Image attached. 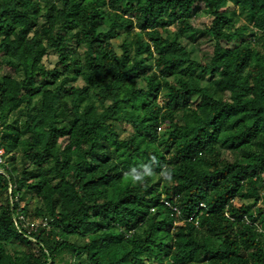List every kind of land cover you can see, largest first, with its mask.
I'll return each instance as SVG.
<instances>
[{"label":"trees","instance_id":"trees-1","mask_svg":"<svg viewBox=\"0 0 264 264\" xmlns=\"http://www.w3.org/2000/svg\"><path fill=\"white\" fill-rule=\"evenodd\" d=\"M0 146V264H264V0H0Z\"/></svg>","mask_w":264,"mask_h":264},{"label":"rangeland","instance_id":"rangeland-1","mask_svg":"<svg viewBox=\"0 0 264 264\" xmlns=\"http://www.w3.org/2000/svg\"><path fill=\"white\" fill-rule=\"evenodd\" d=\"M235 7L232 6L231 4H226L224 8H222V11L226 12L227 14H229L228 10H232ZM231 15V14H229ZM192 23L197 26V27H202L204 24L207 23V18L205 15H200L198 17L192 18ZM184 41L187 43V45L189 46V48L192 50V54L197 57V59L199 60H209L210 56H211V47L209 45V43L204 40V39H198L196 36L190 35V36H185ZM49 60V61H48ZM48 60L46 61V59L44 60V64L48 67H53L54 61H55V55L49 56ZM76 71V70H75ZM81 81H78V83H80ZM91 109V104L86 102L82 105L81 107V111L83 112L84 115H87L88 112ZM23 111V109L21 108L19 110ZM66 146V142L63 140H60L59 144H58V148L61 150L63 149V147ZM112 196H115V194L113 193ZM34 202H32V205L34 206ZM32 206V207H33Z\"/></svg>","mask_w":264,"mask_h":264},{"label":"built area","instance_id":"built-area-1","mask_svg":"<svg viewBox=\"0 0 264 264\" xmlns=\"http://www.w3.org/2000/svg\"><path fill=\"white\" fill-rule=\"evenodd\" d=\"M4 153H5L4 148L0 146V164L4 163ZM3 170L4 169L0 166V173H4ZM165 204L170 208H172L174 211H177V209L175 207L170 206L168 202H165ZM200 207H204V205L201 204ZM15 221L17 223L16 226L19 229V231L21 229H29L31 231H36L37 229L40 228H45L47 230L49 229L48 220L46 218L29 220V219H25L21 213H16ZM19 223L21 226L19 225Z\"/></svg>","mask_w":264,"mask_h":264}]
</instances>
